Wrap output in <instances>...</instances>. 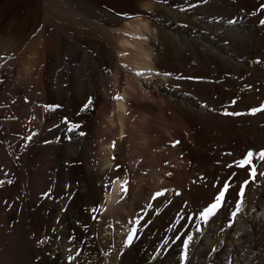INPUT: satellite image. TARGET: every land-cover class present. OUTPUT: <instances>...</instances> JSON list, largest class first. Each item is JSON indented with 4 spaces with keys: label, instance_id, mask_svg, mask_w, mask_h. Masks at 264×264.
Masks as SVG:
<instances>
[{
    "label": "bare ground",
    "instance_id": "obj_1",
    "mask_svg": "<svg viewBox=\"0 0 264 264\" xmlns=\"http://www.w3.org/2000/svg\"><path fill=\"white\" fill-rule=\"evenodd\" d=\"M262 21L264 0H41L29 42L0 37V264H264Z\"/></svg>",
    "mask_w": 264,
    "mask_h": 264
},
{
    "label": "rangeland",
    "instance_id": "obj_2",
    "mask_svg": "<svg viewBox=\"0 0 264 264\" xmlns=\"http://www.w3.org/2000/svg\"><path fill=\"white\" fill-rule=\"evenodd\" d=\"M40 7L41 0H0V37L4 42L9 46L29 42L38 31Z\"/></svg>",
    "mask_w": 264,
    "mask_h": 264
},
{
    "label": "snow or ice",
    "instance_id": "obj_3",
    "mask_svg": "<svg viewBox=\"0 0 264 264\" xmlns=\"http://www.w3.org/2000/svg\"><path fill=\"white\" fill-rule=\"evenodd\" d=\"M262 23H264V21H262ZM260 110H264V109H253V113H255L256 111H260ZM226 115H240V113H225ZM177 143H179V141H177ZM114 146V145H113ZM255 154L253 152H248L247 153V158L244 162H238L237 166L240 167H244L246 165H251V172L250 175L252 176V179H255L256 176V169H255V165L252 164V160L254 158ZM259 156L261 159H264V152H260ZM249 182L245 181L244 186H242L241 191L239 193L240 197H241V201L240 203L237 204V208H236V212H239L242 205H243V197H244V189L247 187V184ZM230 187V184L228 182H226L223 185L222 190L219 192L218 196L215 199V202L213 204H211L208 208H206L204 210V212L202 213L203 219L205 220V222L212 216L215 214V212L222 206L224 199H225V195L228 192ZM126 191V188L124 189ZM162 193H157L156 195L159 196ZM236 212L233 213V216L236 215ZM135 229H133V233H135ZM134 236L133 235H129L128 237V244H131L133 241ZM177 239H179V237H177ZM192 240V237L189 236L183 243V247H184V258L185 260L187 259V251H188V247H189V242Z\"/></svg>",
    "mask_w": 264,
    "mask_h": 264
}]
</instances>
